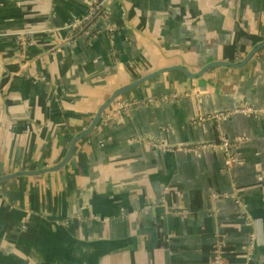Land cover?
Masks as SVG:
<instances>
[{
    "label": "crops",
    "instance_id": "1",
    "mask_svg": "<svg viewBox=\"0 0 264 264\" xmlns=\"http://www.w3.org/2000/svg\"><path fill=\"white\" fill-rule=\"evenodd\" d=\"M97 3L105 16L72 30ZM261 41L264 0H0V176L58 163L120 86ZM263 50L153 77L63 168L0 180V264H264V114L192 123L264 108ZM221 138L238 140L229 170L220 150L186 149Z\"/></svg>",
    "mask_w": 264,
    "mask_h": 264
},
{
    "label": "built area",
    "instance_id": "2",
    "mask_svg": "<svg viewBox=\"0 0 264 264\" xmlns=\"http://www.w3.org/2000/svg\"><path fill=\"white\" fill-rule=\"evenodd\" d=\"M105 14H106V10L103 8L101 3L94 4L89 8L88 13L84 17L79 18L71 23V29L86 30L89 28V26H91L93 20H95L96 18L104 17ZM25 43H26V37L21 36L20 44L24 45ZM263 54H264V50H263ZM134 104L135 102L133 101L117 100L115 102V106L110 111L108 110L107 112H105L102 115L101 119L104 120L105 122L110 120H118L120 115ZM233 114H244L248 116L250 115L257 117L264 114V108H254L249 105L240 104L231 110L218 111L214 113L200 112L193 118L192 123L199 124L205 121L218 122L226 119L227 117ZM237 141L238 140L235 139L231 141L226 138H221L219 143H211V142L201 143L194 147H186V149L192 151L196 155H199L201 150L206 148L212 150H220L224 156V166L227 170H229L239 159V152L236 144ZM235 201L239 205H241V200L238 197H236Z\"/></svg>",
    "mask_w": 264,
    "mask_h": 264
},
{
    "label": "water",
    "instance_id": "3",
    "mask_svg": "<svg viewBox=\"0 0 264 264\" xmlns=\"http://www.w3.org/2000/svg\"><path fill=\"white\" fill-rule=\"evenodd\" d=\"M18 44H19V41H18ZM263 48H264V41H261L260 43H257L256 45H254L240 61H237V62L217 61V60L210 61V62L202 65L197 71H194V72L189 71L187 67H185L184 65H179V64L161 67V68H159V69H157L151 73H148L146 75H143V76L135 79L134 81H131L125 85L120 86L119 88L115 89L109 95V97L97 108L96 112L94 113V115L91 118L88 125L82 131L75 134L71 138L62 159L58 163H56L53 166L46 167L43 169L20 171V172H14V173H10L7 175H3V176H0V180L13 178V177H16L19 175H39V174H43V173L53 172V171H56V170L63 168L66 165V163L68 162L70 156L72 155V152L74 150L76 142L81 137L88 135L96 127L97 123L99 122L100 118L102 117L104 112L107 110V108L114 101H117L121 95H123L127 91H130L131 89L139 86L140 84L144 83L145 81H147L153 77L159 76L162 73L175 71V70L182 71L186 77L196 78V77L201 76L203 73H205L206 71H208L212 67H216V66H228V67L237 68V67H240V66L244 65L245 63H247L258 51H260ZM240 200H241V198H240ZM93 248H96L94 246V244H92V245L90 244V249H93ZM108 249L109 248L106 247L104 249V251L106 252ZM104 251H102V252H104ZM94 253L98 254L99 251H96Z\"/></svg>",
    "mask_w": 264,
    "mask_h": 264
}]
</instances>
